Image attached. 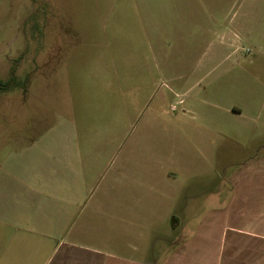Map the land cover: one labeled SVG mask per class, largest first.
<instances>
[{"label":"rangeland","instance_id":"rangeland-1","mask_svg":"<svg viewBox=\"0 0 264 264\" xmlns=\"http://www.w3.org/2000/svg\"><path fill=\"white\" fill-rule=\"evenodd\" d=\"M0 80V175L52 173L67 142L88 175L225 174L257 143L223 106L264 100V0H0Z\"/></svg>","mask_w":264,"mask_h":264},{"label":"crops","instance_id":"crops-1","mask_svg":"<svg viewBox=\"0 0 264 264\" xmlns=\"http://www.w3.org/2000/svg\"><path fill=\"white\" fill-rule=\"evenodd\" d=\"M249 98L223 106L244 120L230 136L245 143L244 135H258L251 154L225 174L214 166L180 187L175 171L155 180L152 165L139 178L136 158L112 173L109 161L89 158L95 174L88 175L80 145L67 142L52 173L0 175V264H264V126L255 127L247 108L259 114L264 100ZM208 102L217 101H201ZM208 119L199 133L216 135V116ZM159 183L168 192L155 189Z\"/></svg>","mask_w":264,"mask_h":264},{"label":"trees","instance_id":"trees-1","mask_svg":"<svg viewBox=\"0 0 264 264\" xmlns=\"http://www.w3.org/2000/svg\"><path fill=\"white\" fill-rule=\"evenodd\" d=\"M11 80H8L6 82H2L0 80V89H3L4 87L8 86L10 84Z\"/></svg>","mask_w":264,"mask_h":264}]
</instances>
